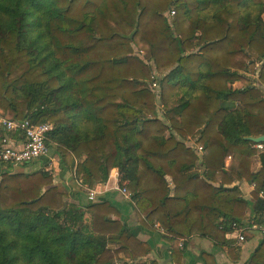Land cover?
<instances>
[{"label": "trees", "instance_id": "1", "mask_svg": "<svg viewBox=\"0 0 264 264\" xmlns=\"http://www.w3.org/2000/svg\"><path fill=\"white\" fill-rule=\"evenodd\" d=\"M263 14L264 0H0V113L52 122L48 144L71 170L79 160L85 192L118 168L175 263L181 239L198 236L234 264H264V240L241 262L232 236L250 206L255 221L264 215V150L247 139L264 135V96L239 73L255 72L254 55L264 84ZM154 72L164 75V118L148 85ZM183 117L204 150L222 148L202 176L192 172L198 155L183 141ZM235 180L255 185L252 204ZM53 183L46 170H1L0 264H158L138 261L152 248L109 217L118 213L110 202L68 204ZM200 257L218 264L210 252Z\"/></svg>", "mask_w": 264, "mask_h": 264}, {"label": "crops", "instance_id": "2", "mask_svg": "<svg viewBox=\"0 0 264 264\" xmlns=\"http://www.w3.org/2000/svg\"><path fill=\"white\" fill-rule=\"evenodd\" d=\"M139 54L143 56L144 52H139ZM250 56L252 58V55ZM147 63H149V65L153 69H155L156 66L153 60H147ZM261 63L262 61L258 62L255 65V72L253 73H250L248 71H240L239 73L248 80L250 75L254 77L257 82H254L253 86L260 88L263 93L264 84L260 81L259 74L256 76V68L262 65ZM261 67L258 70H261ZM163 76V74L154 72V78L156 80L152 83H148L149 88L158 95L157 105L158 115L160 118H164L162 113L163 104L159 97L162 92L159 81ZM238 84H241V80H235L232 86L234 88H237L239 87ZM182 126L187 133V137L182 140L186 143V145L193 147V149L198 155V159L192 169V172H195L202 176L205 170L208 168V162H210L211 167L216 166L218 164V162L212 160L215 157L214 154L216 153V151L213 149V151L211 152L210 147L209 150H204L203 152H200L198 149V147L200 146L197 143L200 131L195 126L189 124L185 117L182 118ZM171 133L176 134V132H169L167 134V137H170ZM3 134L11 136V138L18 143H21L22 141L21 133H7L0 127V135ZM177 137L181 139L179 135H177ZM48 145L50 150L47 156L37 159L32 163L18 168H14L10 164L4 163L0 160V172L4 169L12 170L13 172H25L31 174L37 171L46 170L53 175V185L56 186L58 190L65 195L64 199L66 203L85 207L91 202H110L118 213H111L109 217L114 220L121 221L130 229V231L134 235H136L140 240L147 242L152 248L150 254L145 257L139 258V262H150L152 260H155L158 264H203V260L200 257V254L203 251H207L215 256L218 264H234L229 260L226 249L217 247L208 239L201 238L198 236H192L190 239L187 240H184V238L181 239V241H187L186 250L181 262L175 263L172 260L171 256V242L165 236L166 232L160 226L159 222H155L153 225L151 223L147 224V219H145V217L139 214L134 201L131 199V194L126 188L129 182L121 180L118 168L112 169L110 177L106 182H98L94 188H91L98 191L96 200L92 201L88 199V192L83 191V185L75 177V167L77 166L79 160L75 158V165L74 168L71 170L63 161L61 156L57 153L58 144L55 142H51ZM226 162V165H228L229 160ZM259 167L260 162L257 160L255 163V168L258 169ZM233 184L239 186L242 191L243 197L248 199L250 201V204H252V191L255 187L254 184L245 180H235ZM123 189H126L127 192H124ZM248 215H252L251 206L246 212V217H248ZM261 240V237L255 234L248 237L247 242L240 246L242 250L241 262H243L251 255V253L257 247Z\"/></svg>", "mask_w": 264, "mask_h": 264}, {"label": "built area", "instance_id": "3", "mask_svg": "<svg viewBox=\"0 0 264 264\" xmlns=\"http://www.w3.org/2000/svg\"><path fill=\"white\" fill-rule=\"evenodd\" d=\"M172 13L175 14V11L173 10ZM0 127L7 133L19 132L22 135L21 143L14 141L9 135H0V160L2 162L18 168L49 154L48 135L54 128L52 122L46 121L35 124L28 118L11 120L0 113ZM254 147L260 151L264 150L263 143H255ZM198 149L200 152L204 151L201 146ZM123 191L127 192L126 189H123ZM97 194V190H89L88 199L96 200ZM232 227V236L238 246L247 242L248 237L254 234L259 235L264 240V215L260 221H255L252 215H248L241 222L234 221Z\"/></svg>", "mask_w": 264, "mask_h": 264}, {"label": "rangeland", "instance_id": "4", "mask_svg": "<svg viewBox=\"0 0 264 264\" xmlns=\"http://www.w3.org/2000/svg\"><path fill=\"white\" fill-rule=\"evenodd\" d=\"M173 11V10H172ZM172 11L168 14H166V16H167V18H168V20H170L175 14H173L172 13ZM263 16H264V14H263ZM138 55H140V54H138ZM252 61L255 63V65L258 63V62H260V61H262V60H260V58H257V57H255L254 55H252ZM262 64V63H261ZM262 65H260L258 68H256L257 70H256V76L258 75V74H260V70H258V69H260V67H261ZM249 72V71H248ZM250 73H252V72H250ZM249 80L251 81L250 82V84H254V82H257V80L254 78V77H252L251 75L249 76ZM244 84V82L243 81H241V84L239 85V87H241L242 85ZM263 95H264V92H263ZM213 149L216 151V153L214 154L215 155V157L212 159V160H215L216 162H220V160H221V157H222V148L219 146V145H212L211 146V149H210V151L212 152L213 151Z\"/></svg>", "mask_w": 264, "mask_h": 264}, {"label": "water", "instance_id": "5", "mask_svg": "<svg viewBox=\"0 0 264 264\" xmlns=\"http://www.w3.org/2000/svg\"><path fill=\"white\" fill-rule=\"evenodd\" d=\"M248 140H251L255 143H264V135L256 136V137H248Z\"/></svg>", "mask_w": 264, "mask_h": 264}]
</instances>
